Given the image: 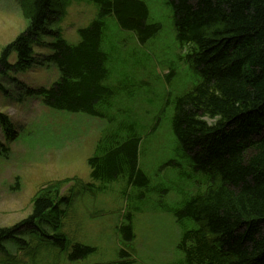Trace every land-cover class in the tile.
<instances>
[{"label":"trees","instance_id":"trees-1","mask_svg":"<svg viewBox=\"0 0 264 264\" xmlns=\"http://www.w3.org/2000/svg\"><path fill=\"white\" fill-rule=\"evenodd\" d=\"M17 1L27 26L0 51V74L20 72L32 64H53L58 78L30 93L39 95L50 109L107 118L112 124L87 160L90 177L103 187L124 179L128 185L147 188L149 179L138 167L141 135L147 126L137 125L133 104L119 108L120 113L111 111L115 89L127 94L122 93L124 101L134 102L136 95L128 89L129 83L115 87L104 82L109 69L102 47L110 15L122 29L134 32L140 43L154 36L160 25L147 23L146 4L93 0L99 6L97 17L78 29L77 43H69L59 30L45 28L49 19L61 14L57 0ZM167 1L177 40L190 45L185 59L201 76L198 84L174 99L171 130L206 182L203 191L169 209L183 227L177 245L182 257L174 264H264V0ZM42 31L52 39L42 44L49 53L37 58L33 45ZM7 122L0 114V125L10 138ZM5 152L0 142V156ZM67 202L66 197L41 190L26 219L0 227V250L10 244L25 249L26 236L32 235L66 250L61 205ZM186 222L194 226L186 228ZM119 230L125 241L133 240L130 216ZM93 251L74 243L67 259L75 262ZM119 255L129 256L124 250Z\"/></svg>","mask_w":264,"mask_h":264},{"label":"rangeland","instance_id":"rangeland-1","mask_svg":"<svg viewBox=\"0 0 264 264\" xmlns=\"http://www.w3.org/2000/svg\"><path fill=\"white\" fill-rule=\"evenodd\" d=\"M57 1L61 14L49 19L45 28L59 30L67 42L77 43V30L97 17L99 6L93 0ZM141 1L148 9L147 23L160 25L157 33L140 43L134 32L122 29L110 15L102 47L108 54L109 69L104 82L115 87L129 83L128 89L136 95L134 102L124 101L122 93L127 94L115 89L118 93L111 111L118 109L120 113L119 108L133 104L137 125L147 126L138 156V167L149 179L147 188L128 185L124 179L103 187L90 177L87 160L112 124L107 118L50 109L39 95L30 93V89L49 87L58 78L53 64H32L20 72L0 74V114L12 129L7 138L0 125V142L6 147V156H0V227L26 219L34 198L47 189L56 197L67 198L61 205V231L69 245L61 251L35 235L26 236L25 249L10 244L0 250V264H120L124 260H131V264H174L182 257L177 245L183 227L169 209L203 191L206 182L179 148L171 117L174 99L198 84L201 76L185 59L190 45L177 40L168 1ZM26 26L18 1L0 0V51ZM51 39L39 32L33 55L43 58L49 53L42 44ZM9 61L13 63L15 56ZM129 216L134 233L131 242L125 241L119 230ZM184 226L194 225L186 222ZM74 243L94 251L70 262L67 254ZM122 250L129 256H120Z\"/></svg>","mask_w":264,"mask_h":264}]
</instances>
